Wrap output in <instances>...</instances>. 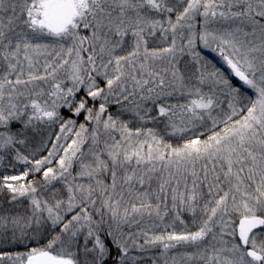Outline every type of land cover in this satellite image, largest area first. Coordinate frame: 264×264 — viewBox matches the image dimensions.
I'll return each instance as SVG.
<instances>
[{"label": "snow or ice", "instance_id": "1", "mask_svg": "<svg viewBox=\"0 0 264 264\" xmlns=\"http://www.w3.org/2000/svg\"><path fill=\"white\" fill-rule=\"evenodd\" d=\"M0 264H264V0H0Z\"/></svg>", "mask_w": 264, "mask_h": 264}]
</instances>
